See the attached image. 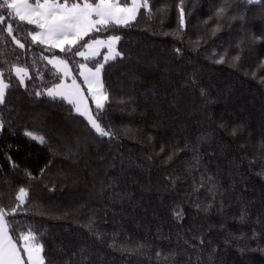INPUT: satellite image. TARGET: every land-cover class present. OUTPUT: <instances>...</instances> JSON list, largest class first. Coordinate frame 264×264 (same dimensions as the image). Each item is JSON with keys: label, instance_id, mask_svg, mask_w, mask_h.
<instances>
[{"label": "trees", "instance_id": "16d2710c", "mask_svg": "<svg viewBox=\"0 0 264 264\" xmlns=\"http://www.w3.org/2000/svg\"><path fill=\"white\" fill-rule=\"evenodd\" d=\"M151 2L153 9L172 5L163 25L141 16L134 27L118 30L115 34L123 38L117 47L126 58L105 68L114 100L101 123L111 126L118 141L96 137L67 106L29 96L59 82L41 59V52L53 53L32 45L26 30L13 33L24 49L0 35V68L10 84L0 106L6 124L0 134V206L14 205L18 189H28L25 210L8 218L18 231L32 225L44 233L48 264H80V256H73L80 248L92 254V264H162L155 253L173 250L174 264H264V4L241 7L244 21L211 36V24L201 22L218 0H199L186 34L176 38L163 33L177 27L178 0ZM193 2L186 0V11ZM197 36L207 43L194 48ZM238 43L243 51L233 67ZM225 49L229 63H214ZM12 64L29 69L33 79L26 80L27 88L10 76ZM70 65L75 73L77 64L70 60ZM234 128L236 135L231 134ZM25 129L46 135L61 155L30 142ZM201 134L209 139L197 145ZM77 141L75 160L65 159V145L77 151ZM173 145L184 150L164 163ZM197 147L200 166L189 170ZM7 156L19 167L13 169ZM25 170L35 178L29 179ZM202 174L216 182L212 192L207 190L211 182L193 191ZM181 209L183 218H175L173 212ZM242 212L247 213L243 221ZM89 218L102 243L85 226ZM113 237L118 244L131 240L146 247L142 254L122 255L108 247Z\"/></svg>", "mask_w": 264, "mask_h": 264}, {"label": "snow or ice", "instance_id": "6c2138e0", "mask_svg": "<svg viewBox=\"0 0 264 264\" xmlns=\"http://www.w3.org/2000/svg\"><path fill=\"white\" fill-rule=\"evenodd\" d=\"M185 3L186 0H178L175 4L177 27L170 33H163L164 35L182 38L186 34L190 17L199 4V0H194L192 7L187 11ZM261 4H264V0H218L214 10L210 7L211 14L201 23L205 26L211 24L209 32L211 36H215L225 27L231 28L233 22L246 19L245 12L239 10L241 7ZM171 9L172 5L169 3H162L158 8L153 9L151 0H0V35L6 34L20 49H24L25 44L13 33L26 30L32 45L41 46L43 51L53 53L48 56L41 52V59L47 61V64L51 66V69L54 70L52 74L58 78L59 82L42 91L29 92V96L34 95L37 98L43 96L50 103L67 106L70 112H74L86 121V127L94 131L96 137L107 138L109 142L118 141L120 136L112 130L111 126L105 128L101 123L104 114L114 100L105 83V68L117 60L126 58L125 53L117 47L123 37L115 33L120 29L134 27L141 16L149 21L159 19V23L163 25ZM27 26H31V28ZM191 43L194 48H198L201 43H207V40L203 36H197V39ZM240 43L236 45L240 51L231 57L230 66H236V62L241 59L243 50L240 48ZM56 49L66 55L55 54L54 50ZM102 49H106L103 54L101 53ZM175 51L180 53L181 49L176 48ZM212 56L217 57L215 50H213ZM76 57H80L82 60L75 61ZM98 57L100 59H97ZM227 57L228 49H225L213 62L216 64L229 63ZM70 60L77 64L75 74L70 66ZM262 66H264V62H262ZM9 72L10 76L14 75L19 85L24 88H27L26 80L33 79L29 74V69L22 65L12 64ZM252 75L255 78L256 73L254 72ZM260 83H264V77H261ZM9 87L10 84L5 81V70L0 68V106L5 104ZM200 94L201 96L206 95L203 88L200 90ZM118 102L126 103L123 99ZM5 126L4 117L0 111V134L3 133ZM8 126H11L10 121ZM236 131L237 129L234 128L231 134L236 135ZM12 134L15 135L14 132ZM23 135L30 142L34 141L41 146L48 147L53 155H61L58 149H54L49 144L46 135L28 129H25ZM124 135H128V130L124 131ZM148 139L151 141L153 138L149 137ZM208 139V136L201 134L197 137V145ZM11 147L12 145H9V148ZM65 147L67 151L63 153L64 158L75 160L79 141H77V151H73L68 145ZM187 148L189 145L186 143L185 149ZM183 150L173 145L164 163L171 162ZM163 151L164 146L162 145L160 152ZM7 159L13 169L19 167L12 161L11 156H7ZM148 159L151 160L152 157L150 156ZM200 162L201 157L197 147L192 149V162L189 165V170L199 168ZM43 172L42 169L41 174ZM25 175L29 179L35 178L27 170H25ZM260 175H264V172ZM172 182L174 184L175 179H172ZM209 182L212 183V188L207 190L212 192L217 186L216 182L212 177L202 174L199 184L194 186L193 191L198 192ZM215 195L213 193V199H215ZM28 197V189L20 187L15 196L16 203L14 205L8 208L0 206V264H48L46 247L42 242L44 233H37L32 225H26L25 230L18 231L8 218L16 216L18 211L25 210L22 209V206L25 205ZM195 206L200 209L199 203ZM211 207L212 204H209L203 211L207 212ZM246 215V212L241 213V221ZM173 216L182 219V209L174 211ZM15 223L19 224V221H15ZM85 226L95 236L97 242H103L102 234L94 230L92 218H89ZM200 242L203 243V240ZM108 247L123 255L125 253L142 254L141 250L146 245L131 240H125L118 244L116 237H113L112 243ZM77 255L80 256V264H92L90 259L92 254L86 248H80L77 253H73V256ZM155 255L162 264H174L177 253L173 250L164 255L157 251ZM65 264H70V261H66Z\"/></svg>", "mask_w": 264, "mask_h": 264}, {"label": "rangeland", "instance_id": "374dc122", "mask_svg": "<svg viewBox=\"0 0 264 264\" xmlns=\"http://www.w3.org/2000/svg\"><path fill=\"white\" fill-rule=\"evenodd\" d=\"M106 51V49H102L101 53L103 54V52ZM71 66V65H70ZM91 66V65H90ZM74 72V71H73ZM75 74V73H74ZM89 103L91 104V101H89ZM94 107V106H93Z\"/></svg>", "mask_w": 264, "mask_h": 264}]
</instances>
